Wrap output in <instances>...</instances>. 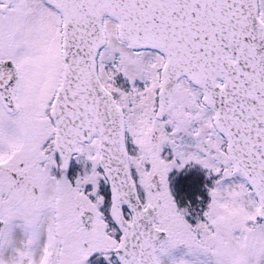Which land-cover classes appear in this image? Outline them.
<instances>
[{"label":"snow or ice","instance_id":"snow-or-ice-1","mask_svg":"<svg viewBox=\"0 0 264 264\" xmlns=\"http://www.w3.org/2000/svg\"><path fill=\"white\" fill-rule=\"evenodd\" d=\"M0 264H264V0H0Z\"/></svg>","mask_w":264,"mask_h":264}]
</instances>
